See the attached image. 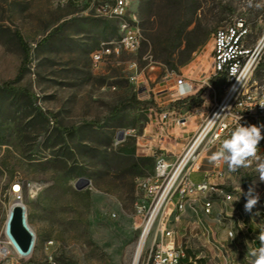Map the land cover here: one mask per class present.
Listing matches in <instances>:
<instances>
[{
	"label": "rangeland",
	"instance_id": "rangeland-1",
	"mask_svg": "<svg viewBox=\"0 0 264 264\" xmlns=\"http://www.w3.org/2000/svg\"><path fill=\"white\" fill-rule=\"evenodd\" d=\"M133 12L145 37L140 48L112 53L95 65L92 53L119 38L115 20L98 17L81 3L0 0V83L13 80L23 63L20 32L32 56L17 85L36 97L0 92V231L11 206L21 201L36 236L33 258L40 264H131L145 226L138 208L145 202L140 180L155 171L147 150L149 138L159 133L161 114L176 109L165 119L172 132L163 141L174 159L171 152H184L223 97L226 81L213 80L216 95L200 88L177 105L162 91L183 73L197 81L210 76L214 35L236 17L247 20L249 44L264 32V0H139ZM189 46L198 47L187 57L182 50ZM255 79L264 83V61ZM70 126L76 131L63 130ZM212 153L200 161L193 179L215 169ZM256 163L234 173L222 163L224 177L217 184L229 197L214 196L212 215L188 204L185 222L176 225L177 242L188 257L226 264L214 246L212 220L221 219L222 228L237 238L242 220L264 218V182ZM83 178L90 184L78 189ZM18 184L21 199L13 192ZM250 187L260 196L254 214L244 210L242 193ZM221 244L233 257L234 246ZM228 264H235L234 258Z\"/></svg>",
	"mask_w": 264,
	"mask_h": 264
},
{
	"label": "built area",
	"instance_id": "built-area-1",
	"mask_svg": "<svg viewBox=\"0 0 264 264\" xmlns=\"http://www.w3.org/2000/svg\"><path fill=\"white\" fill-rule=\"evenodd\" d=\"M64 1L74 4L75 1H83V6L93 10L94 15L115 20L118 28H123V37L104 42L98 52L92 53L95 65L112 57V51L136 52L143 43L145 37H143L141 26H133L134 15H125L126 0ZM250 33L251 29L246 18H243V23H234L233 20L226 27L219 28L213 38V71L210 76L197 81L183 73L175 83L167 84L162 91L168 94L171 102L175 104L188 99L200 88H206L208 94L216 95L213 80L222 76L226 81L223 97L216 101L214 108L203 120L183 153L178 155L171 152L175 156L172 159L171 154L163 146L165 134L172 132L165 119L170 120V116L176 114L173 106L161 114L159 133L156 137L149 138L151 141H148L147 151L155 158L156 166L151 176L140 180L145 202L138 208L140 213L145 214V223L148 224L153 216L154 218L148 235L152 238L146 248L143 264H183V260L188 261L187 264H197L196 259L187 258L181 253L177 242L178 229L176 225L169 224L170 211H177V214L184 211L181 207V197L186 196L189 191H199V198L193 200V206H200L204 215L211 214L210 201L205 198V185L214 183V188H219L217 178L224 177L223 162L219 165L214 164V170L205 171V177L202 180L193 179L192 173L199 169L200 161L206 158L209 152H215L219 148L238 123L244 126L264 125V107L261 106L264 105V83L259 82L255 92H247L251 72L258 69L264 61V32L253 44H249ZM196 112H199V109ZM214 117L216 126L210 127L208 122ZM239 117L241 119H238ZM181 121L184 120L176 119L177 123ZM261 132L264 135V128H261ZM153 142L158 143L159 146L154 148ZM263 148L264 140L260 142L258 155ZM13 192L17 199H21L23 186L14 185ZM222 196L228 197L226 191H222ZM24 211L26 213L25 208ZM261 227L264 230V218L261 219ZM9 232H11L10 226L4 224L3 233H0V264H40L32 255V245L36 242L35 234L32 233L33 241L29 250L19 251V248H14V252H6V244H11ZM227 236L231 240V233L228 230ZM221 245V242L214 241L215 248L222 251V257L228 264V258L233 257L227 250H223ZM253 260L254 257L249 264H252Z\"/></svg>",
	"mask_w": 264,
	"mask_h": 264
},
{
	"label": "clouds",
	"instance_id": "clouds-1",
	"mask_svg": "<svg viewBox=\"0 0 264 264\" xmlns=\"http://www.w3.org/2000/svg\"><path fill=\"white\" fill-rule=\"evenodd\" d=\"M261 106L264 107V105ZM215 117L209 120L210 127L216 126ZM238 119H241V117ZM261 128H264V125L244 126L238 123L234 130L231 131L229 137L224 139L219 148L209 157L210 162L216 165L221 162L226 163L228 170L234 173L240 168L249 167L253 161H256L255 171L258 173V179L260 182H264V158L258 155L260 142L264 140ZM242 194L246 199L244 204L245 212L254 214L253 209L260 200L259 194L255 192L254 187H250L246 193ZM255 214L258 215L259 212H255ZM234 236L235 234H233ZM257 238L260 242V247L253 249L250 253L254 257L252 264H264V230L260 232Z\"/></svg>",
	"mask_w": 264,
	"mask_h": 264
},
{
	"label": "bare ground",
	"instance_id": "bare-ground-1",
	"mask_svg": "<svg viewBox=\"0 0 264 264\" xmlns=\"http://www.w3.org/2000/svg\"><path fill=\"white\" fill-rule=\"evenodd\" d=\"M76 3L83 4V1H75V4ZM136 3H137V0H126V2H125V15L126 16H133L134 15L133 26H140L137 19H136L135 13L133 12V9H134ZM234 23H243V17L242 16L236 17L234 19ZM118 33H119V38L123 37V28H118ZM143 37H144V34H143ZM119 51L120 50L112 51V53H118ZM96 52H98V51H96ZM256 71H257V69H254L251 72V79L249 80L248 85H247V92H255V90L257 88V84L259 83V81L257 79H255L252 82V77ZM223 173H224V171H223ZM220 178H223V177H220ZM220 178H217V179H220ZM217 187H219V188H214V183H207L205 185V198L208 201H210V213H211V214H205L207 216H210L213 213V205L215 203L214 202V196H216V195L222 196V191H225L218 184H217ZM221 188H222V190H221ZM228 197H229V194H228ZM198 198H199V191H189L186 193V196L181 197V207H183L184 211H181L179 214H177V211H170L169 224L170 225H177V224L181 223L183 220V214L186 212L188 204L193 203V200H198ZM15 204L24 206L21 201H16L13 205H15ZM9 215H10V210H9V214L7 217V221L5 223L6 225L8 224ZM153 218H154V216L152 217L151 221L148 224L145 223L141 238L138 241L135 252L133 254L132 262H130L131 264H139L140 258L142 256V253H143V250L145 247V243L148 239V235L150 232V228H151ZM25 224H26V227L28 228V230L31 233H33L32 230L30 229L28 223H27L26 213H25ZM229 232L231 233V238H233L234 232L232 230H230ZM0 233H3V229L0 231ZM9 240H10L11 244H6V252H14V248H19V251H24L21 248L18 241H16V239L14 238L12 232H9ZM34 245L35 244L32 245V255H34ZM180 251H181V253L184 254V256L187 257L186 252L183 249V245H180ZM189 258H193V257L191 256Z\"/></svg>",
	"mask_w": 264,
	"mask_h": 264
},
{
	"label": "crops",
	"instance_id": "crops-1",
	"mask_svg": "<svg viewBox=\"0 0 264 264\" xmlns=\"http://www.w3.org/2000/svg\"><path fill=\"white\" fill-rule=\"evenodd\" d=\"M169 101L171 100L169 99ZM204 177H205V173L203 174V176H201V178L195 179V180L199 181V180L204 179ZM214 205H213V210H214ZM184 214H183V220L181 224L185 222ZM258 216L260 218L261 214L259 213ZM256 217L257 216L253 218L252 223L248 221L246 222V220H242V224L241 223L238 224V227L241 231V235H238L237 238L236 236H234L233 238H231V240L227 236V230L222 228L223 224L221 223V219L217 218V219L212 220L216 222L215 229H216V234L218 236V241L221 243H224V246L226 245L230 249L232 248L231 247L232 245L234 246L235 251L232 250L233 251L232 253H233V258L236 264H249L250 260L253 258L250 255L251 251L253 249H257L260 247V242L257 237L263 229L261 227V219L257 220ZM230 230L231 229H228V231ZM203 263L208 264L206 260H204Z\"/></svg>",
	"mask_w": 264,
	"mask_h": 264
},
{
	"label": "trees",
	"instance_id": "trees-1",
	"mask_svg": "<svg viewBox=\"0 0 264 264\" xmlns=\"http://www.w3.org/2000/svg\"><path fill=\"white\" fill-rule=\"evenodd\" d=\"M17 37H18L19 42L23 48L25 57H24L23 63L21 65L19 72L16 75V77L13 80H8L6 82L0 83V92H6V91L21 92V93L26 94L27 96L31 97L32 99L36 100L35 95L33 93H31L27 88L17 85V83L21 79H23L24 74H25V70H26L27 65L29 64V62L31 60V56H32V46H30L29 43L24 40V38L20 32H17ZM48 39H49V36L44 38L43 41H47ZM41 43H43V42H41ZM197 47L198 46H189L188 48L182 50V54L186 55L187 57H190V55L197 49ZM219 78H223L225 80V78L222 76ZM185 101L186 100L175 103V105L181 104L182 102H185ZM63 130L68 132V133H73L74 131H76V126L64 127ZM151 158L155 159L154 157H151ZM245 183L247 184L248 182L245 181ZM203 261H204L203 259H198L197 264H204Z\"/></svg>",
	"mask_w": 264,
	"mask_h": 264
},
{
	"label": "water",
	"instance_id": "water-1",
	"mask_svg": "<svg viewBox=\"0 0 264 264\" xmlns=\"http://www.w3.org/2000/svg\"><path fill=\"white\" fill-rule=\"evenodd\" d=\"M89 184L90 181L83 178L76 184V187L78 189H84ZM8 225L10 226L11 232L16 241L20 244L21 248L24 251L29 250L32 245L33 236L25 224L24 206L18 204L11 206Z\"/></svg>",
	"mask_w": 264,
	"mask_h": 264
}]
</instances>
